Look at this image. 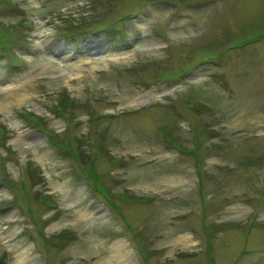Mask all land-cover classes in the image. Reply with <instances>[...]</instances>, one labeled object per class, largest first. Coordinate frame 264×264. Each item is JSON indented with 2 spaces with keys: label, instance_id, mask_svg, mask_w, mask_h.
Listing matches in <instances>:
<instances>
[{
  "label": "rangeland",
  "instance_id": "rangeland-1",
  "mask_svg": "<svg viewBox=\"0 0 264 264\" xmlns=\"http://www.w3.org/2000/svg\"><path fill=\"white\" fill-rule=\"evenodd\" d=\"M0 264H264V0H0Z\"/></svg>",
  "mask_w": 264,
  "mask_h": 264
},
{
  "label": "trees",
  "instance_id": "trees-1",
  "mask_svg": "<svg viewBox=\"0 0 264 264\" xmlns=\"http://www.w3.org/2000/svg\"><path fill=\"white\" fill-rule=\"evenodd\" d=\"M23 118L27 121V122H29L31 125H33V126H35V127H40L41 125L37 122L36 123V121L32 118V117H27V115L26 116H23ZM45 132V131H44Z\"/></svg>",
  "mask_w": 264,
  "mask_h": 264
}]
</instances>
